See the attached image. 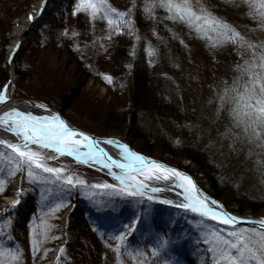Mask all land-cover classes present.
I'll return each mask as SVG.
<instances>
[{"label": "rangeland", "instance_id": "1", "mask_svg": "<svg viewBox=\"0 0 264 264\" xmlns=\"http://www.w3.org/2000/svg\"><path fill=\"white\" fill-rule=\"evenodd\" d=\"M33 2L0 0L3 60H8L7 49L16 22L29 14ZM78 2L50 3L43 21L22 37L13 64L6 67L4 85L11 71L13 77L7 96L43 102L76 127L96 136L119 137L128 145L131 129L135 128L128 111H133V124L145 137L151 136L154 144L150 155H144L159 159L168 147L179 150L191 143L194 149L208 154L210 161L223 164L227 186L220 201L231 212L264 218V209L249 206L261 202L258 192L264 189V147L258 146L251 133L245 136L234 126L228 107L220 99L225 84H231L239 75L237 65L250 59L249 50L232 43L212 47L209 40L199 38L184 23L166 19L169 13L163 7L153 8L151 14L146 12L145 6H150L151 0H107L118 12L131 11L130 27H115L107 19L76 13ZM201 4L253 45H264V30L241 0H201ZM141 65L151 72L154 82L150 100L144 99V105L135 98L132 83ZM16 68L23 74L18 76ZM164 80L175 87L171 98L161 92ZM123 117L126 122H122ZM10 155L11 150L0 146V168L4 169L0 178L6 179L0 205L5 198L12 199L0 213V249L22 253L20 264H44L58 245L62 247L52 264H94L100 259L103 264H213L205 238L211 232L226 234L235 230L189 209L173 207L171 225L181 229V238L176 242L181 251L173 254L174 247L167 239L143 233L142 229L135 233L139 244L121 249L117 239L123 237L124 242L127 235L110 238L104 230L115 228L130 213V233L140 223L141 213L142 225L150 222L148 219L157 214L149 206L153 199L144 194L128 195L120 191L124 185L109 175L69 157L48 159L51 156L44 155L48 166L64 169V176L82 179L84 185L71 187L43 172L39 173L43 180L38 177L35 182L26 173L8 175L15 167L8 163ZM192 176L201 186L202 172ZM18 178L15 191L13 184ZM103 184L112 188L92 187ZM73 203L79 211L71 225L72 242L65 246L62 217ZM140 206L144 208L141 213L137 209ZM160 214L161 220L166 219ZM92 219L104 230L92 226ZM240 228L253 229L236 226ZM179 253L189 254L190 262Z\"/></svg>", "mask_w": 264, "mask_h": 264}, {"label": "snow or ice", "instance_id": "2", "mask_svg": "<svg viewBox=\"0 0 264 264\" xmlns=\"http://www.w3.org/2000/svg\"><path fill=\"white\" fill-rule=\"evenodd\" d=\"M241 3L248 5L249 15L257 19L258 26L264 30V0H241ZM155 7H163L169 13L166 19L184 23L199 38L209 40L212 47L232 43L249 50L250 59L244 64L237 65L239 75L231 84H225L220 99L228 107L234 126L241 129L245 136L251 133L252 137L258 141V146L264 147V45H253L233 26L209 12L201 4V0H151L150 6L146 4L145 11L151 14ZM80 12H84L92 19L98 17L107 19L108 24L115 25V27H130L132 23L131 11L118 12L107 3V0H79L76 13ZM125 17L129 19L125 20ZM252 49L256 51H251ZM6 91L7 86H4L0 91V103L5 102L3 93ZM0 126L7 128L22 141V145H18L0 140V146L11 150L12 155L7 157L8 163L15 165L14 168L9 169L8 175H14L16 172L26 173L27 178L35 182L39 173L43 172L55 177L57 181H62L65 185L76 187L77 184L84 185L85 181L79 178L74 180L71 175L64 176L62 168L48 166L44 155L33 150L31 145L60 155L79 157L81 140L77 137H82L83 141H88L85 146L89 149L87 153L89 159L102 155V153L92 151L95 140H90L87 135L70 128L59 116L41 118L19 111H10L0 116ZM107 143H112V141H107ZM124 151L130 158V163L117 165L125 169V175L119 177L121 184L124 185L120 191H126L128 195L144 194L143 189L148 185L138 180L135 173L143 175L145 180L176 178L184 181L181 186L184 187V199L187 203L182 205L183 207L206 219L235 229L226 234L223 231L211 232L205 238V243L209 245L208 251L212 254L213 264H264V231L236 229L235 218L229 217L227 213L218 212L216 210L218 206L210 207L211 202L201 197L190 177L146 161L143 157L128 151L127 148H124ZM52 158L48 157V159ZM3 171L4 169L0 168V172ZM157 173L160 174L157 175ZM39 178L43 180V177ZM5 186L6 179L0 178V193L5 190ZM129 186L135 191L129 190ZM92 187L112 188L108 184L92 185ZM159 190L151 189L153 192ZM258 223L264 226V221ZM120 240L123 241V237H120ZM116 251L119 252L120 249L117 248ZM21 260L22 253L19 251L0 249V264H20Z\"/></svg>", "mask_w": 264, "mask_h": 264}, {"label": "trees", "instance_id": "3", "mask_svg": "<svg viewBox=\"0 0 264 264\" xmlns=\"http://www.w3.org/2000/svg\"><path fill=\"white\" fill-rule=\"evenodd\" d=\"M175 24H177L176 21H174ZM174 24V25H175ZM173 25V24H172ZM7 63L6 60H3V50L0 48V86L5 83L7 80V72H6ZM16 74L22 75L23 73L16 68ZM22 77V76H21ZM132 83H134V96L135 98H139V100L142 101L144 99H149L150 93L153 92V76L151 72L147 71L145 66L141 65V68H137V71L134 72V76L132 78ZM166 82V83H164ZM175 89V87H173ZM170 85L167 84V81H163L160 83V89L161 92L164 95H167L169 98L174 94L173 89ZM150 100V99H149ZM65 105V102L62 104ZM134 105V104H133ZM144 105V104H143ZM135 110V108L133 107ZM130 115V122L132 123L131 126H135V128L131 129V137L129 139V145L136 149L137 151L150 155L151 149H153V141L150 137H145V134L142 131H139L140 127L138 125L133 124V111H128ZM126 117H123L122 122H126ZM153 138V137H152ZM167 148V147H166ZM263 158L261 159V166L264 172V154L262 155ZM159 159L165 163L171 164L173 166H176L177 168L189 173L190 175H193L196 171L202 172V182L201 187L211 196L215 197L216 199L220 200L225 189L227 186V182L224 179V169L223 164L219 161L212 162L210 161V157L208 154L203 153V151H200L198 149H194L191 143H187L183 147H181L179 150H175L174 148H167V151L162 152V154L159 155ZM264 178V175H263ZM258 200L261 201L258 205H255L254 202L250 203V208L253 210H262L264 209V189L259 190L258 192ZM144 202V201H143ZM142 202V204H143ZM129 203V202H128ZM130 204V203H129ZM145 205V204H144ZM148 206V205H147ZM150 207H153L157 214H154L150 217V222L145 223L142 225V211L144 208L138 207L140 215V223L136 224V227L134 228V232L130 233L127 230V226L129 225V222L132 220V214L130 213V216H128L126 219L122 220L116 227H110L106 228L104 230L102 225L100 223H94V219L91 220V225L95 226L98 231L104 230L105 234L110 235V238H113L111 236H124V234L127 235L126 239L122 244H120V238L117 239L118 245L121 249L126 247H132L136 246V244H139L136 239V232L142 229L141 231L149 232L153 234L161 235V238L164 237L169 241L168 243L173 246V254L177 253L178 251H181L178 248L177 240L178 238H181V229L178 225L172 223V213L174 209L170 207L161 206L158 203L154 201H150L149 203ZM228 208V206H226ZM259 208V209H257ZM229 209V208H228ZM179 210V209H176ZM230 210V209H229ZM254 212V211H253ZM144 213V212H143ZM166 215V219L161 220L160 217H158V214ZM145 214V213H144ZM160 214V215H161ZM159 215V216H160ZM115 231V232H114ZM180 235V237H178ZM177 237V239H176ZM160 240V238H159ZM186 252V250L184 249ZM184 252V253H185ZM184 253H179V257L184 259L187 262H190L189 260V254L183 255ZM101 254H98V258H100ZM94 264H103V261L97 260L94 262Z\"/></svg>", "mask_w": 264, "mask_h": 264}, {"label": "bare ground", "instance_id": "4", "mask_svg": "<svg viewBox=\"0 0 264 264\" xmlns=\"http://www.w3.org/2000/svg\"><path fill=\"white\" fill-rule=\"evenodd\" d=\"M56 0H34L31 11L29 14L20 20H18L13 28L12 34H11V44L8 46L7 49V56L10 61H12L14 55L17 53L18 46L20 45L22 41V37L27 33L32 31L38 23L43 21V19L46 17L47 12L49 11V4L55 3ZM13 68L11 67V70ZM13 77H12V71L10 72V80L6 84L7 91L6 93H3L5 95V98L8 93L9 85L12 83ZM10 111H19L24 114H31L37 117H50L52 113L48 110H39L36 108L31 107L27 103H18V102H9L8 104L1 106L0 103V116H3L4 113L10 112ZM114 140H120L119 137H111ZM79 139V138H77ZM0 140L5 141L6 143H14L18 145H22V141L18 139L11 131H9L7 128L0 126ZM81 140V139H80ZM122 142V141H121ZM88 142H85L81 140L80 144V153L81 155L79 157L71 156V155H60L57 154L51 150L47 149H40L36 145H31L32 149L35 151L41 152L43 155H50L54 158H60V157H69L73 161H75L78 164L88 166L92 169H95L101 173L109 175L111 178H113L115 181L120 182L119 177H123L125 174L117 173L111 166L105 162L99 155L94 156L92 159H89L87 156V153L89 149L85 146ZM99 147L107 153L112 159L122 163V164H129L130 158L125 153L124 148H118L112 143H107V141H103L99 143ZM126 148V147H125ZM92 151L94 149L92 148ZM45 157V156H44ZM160 173H157L159 175ZM136 178L138 180H142L144 183L148 185L147 188L143 189V193L145 195H149L155 198H160L166 202L169 203H175L177 206L181 207L182 204H180V197L178 196V189L176 186L175 181L173 178H170L168 180H156V179H148L145 180L143 175H140L139 173H135ZM127 183V182H126ZM13 188L16 191L18 189V183L15 181L13 184ZM129 188L135 190L131 186ZM152 188L160 189L157 192L151 191ZM163 196V197H162ZM11 198H6L4 203L0 205V213L3 211L4 205H10ZM79 207L76 203H73L71 207L65 212V214L62 217V234H63V241L62 244H67L72 242V221L78 214ZM56 255L55 250L53 251L51 257L53 258Z\"/></svg>", "mask_w": 264, "mask_h": 264}, {"label": "water", "instance_id": "5", "mask_svg": "<svg viewBox=\"0 0 264 264\" xmlns=\"http://www.w3.org/2000/svg\"><path fill=\"white\" fill-rule=\"evenodd\" d=\"M15 101L18 102V103H25V104L27 103L31 107L39 109V110H48V111H50L52 113L51 116H53V115L59 116L60 119L63 120L70 128L75 129L79 133L87 135L90 138V140H95L96 143L93 145L92 148L94 149V151L96 153H102V155H99L101 157V159H103L105 162H107L111 166V168H113L117 173L125 174V169H123L121 167H117V165L118 164L127 165V164H122V163L112 159L109 155H107V153H105L99 147V143L100 142L112 141V144L115 145L116 147H118V148H125L126 147L128 149V151H130V152H132V153H134V154H136L138 156L143 157L146 161L154 162L156 164L164 166V168L175 170V171L181 173L184 176L190 177L192 182L195 184L196 189L199 190V193H200L201 197L206 199L208 202H211L209 204V206L210 207L213 206V205L218 206L216 208V210L218 212L227 213V215L229 217L235 218V220L237 221L236 226H241L242 225V226H246V227H249V228L257 229L259 231H264V226H262L260 223H258L260 221H264V218L231 212L220 200H218L215 197H213L210 194H208L196 182V180L190 174H188L187 172L177 168L176 166H173L171 164L165 163V162H163V161H161V160H159L157 158L147 157L144 154L135 151L132 147H130V145H128L127 143L121 142L120 140H114L111 137L96 136L94 134L86 132V131L76 127L75 125H73L70 121H68L65 117H63L59 112L55 111L52 107H50L49 105H47V104H45L43 102L32 100V99L9 97V98H5V102L1 103V106H4V105L8 104L9 102H15ZM77 138L83 140L82 137H77ZM85 142H88V141H85ZM173 180L176 183V186H177V189H178V196L180 197V201H181V203L183 205H185L187 203V201L184 199V196H185L184 187L181 186V185L184 184V181L178 180L176 178H173ZM150 197L161 202L160 198H155V197H152V196H150ZM67 244H69V243H67ZM60 248H61V245H58L55 248V252L57 253ZM56 255L53 258L50 256V260L48 262H46L45 264H51L55 260Z\"/></svg>", "mask_w": 264, "mask_h": 264}]
</instances>
